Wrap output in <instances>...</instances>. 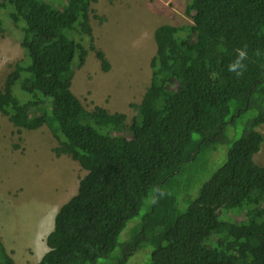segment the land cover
I'll return each instance as SVG.
<instances>
[{
    "label": "trees",
    "instance_id": "trees-1",
    "mask_svg": "<svg viewBox=\"0 0 264 264\" xmlns=\"http://www.w3.org/2000/svg\"><path fill=\"white\" fill-rule=\"evenodd\" d=\"M7 7L25 60L0 89V113L19 129L47 126L60 144L56 156L88 172L56 214L37 264H125L141 235H151L154 247L148 264H264V166L255 162L264 143V0H188L193 25L158 27L151 84L143 103L131 104L137 116L130 124L125 113L88 110L72 90L76 58L82 68L92 51L103 71L111 68L96 47L87 0H68L62 9L46 0H0V10ZM205 38L212 47L199 43ZM244 48L246 69L237 76L228 66ZM17 84L32 98L21 102ZM253 110L224 165L180 211L177 193L163 189L182 175L188 180L177 192L195 195L228 124ZM0 264H16L1 236Z\"/></svg>",
    "mask_w": 264,
    "mask_h": 264
},
{
    "label": "rangeland",
    "instance_id": "rangeland-1",
    "mask_svg": "<svg viewBox=\"0 0 264 264\" xmlns=\"http://www.w3.org/2000/svg\"><path fill=\"white\" fill-rule=\"evenodd\" d=\"M46 1L58 9L64 8L68 2ZM187 5L188 0H87L96 47L106 54L111 65L110 71H103L92 51L82 68L75 59L72 90L88 110L95 106H110L111 113H125L127 123L132 122L137 112L131 104H142L151 84V61L157 53L155 31L163 25H193L187 14ZM10 12L9 7L0 10V18L5 25V32L0 36V89L4 88L13 66L25 60L21 29L11 21ZM82 38L87 46L86 37ZM199 43L203 47L213 46V41L207 38L200 39ZM13 92L21 102L32 98L22 91L19 84ZM257 114L256 110L249 111L235 124H228L226 141L207 155L208 164L204 174L198 177L195 195L177 192L184 186L180 183L188 180L182 175L163 189L164 194L177 193L175 205L180 211L195 200L202 186L224 165L230 148L242 137L247 124ZM261 131L264 133V126ZM59 146L47 126L33 131L19 129L0 113V222L9 228V235H4L2 229L1 232L5 248L16 264H37L48 252L46 236L54 229L56 214L78 194L79 180L88 173L70 157L56 156L53 150ZM255 162L264 166V143L255 156ZM199 168L200 165L193 167V177ZM147 211L148 207L143 208L140 215L129 222L120 237L121 244L134 230L135 223L143 221ZM150 239L151 235H141L138 247L125 264L150 263L154 248ZM120 251L121 248L117 253Z\"/></svg>",
    "mask_w": 264,
    "mask_h": 264
},
{
    "label": "clouds",
    "instance_id": "clouds-1",
    "mask_svg": "<svg viewBox=\"0 0 264 264\" xmlns=\"http://www.w3.org/2000/svg\"><path fill=\"white\" fill-rule=\"evenodd\" d=\"M237 53V58L228 66V69L230 72L235 73L237 76H241L246 69L244 61L248 58L247 49H238Z\"/></svg>",
    "mask_w": 264,
    "mask_h": 264
},
{
    "label": "crops",
    "instance_id": "crops-1",
    "mask_svg": "<svg viewBox=\"0 0 264 264\" xmlns=\"http://www.w3.org/2000/svg\"><path fill=\"white\" fill-rule=\"evenodd\" d=\"M100 105V104H99ZM102 107V106H101ZM103 107L105 108V107H107V109L109 110V111H111L112 109H111V107L110 106H105V105H103ZM114 111H116V110H114ZM80 181V180H79ZM5 221V220H4ZM1 229H2V232H3V234L4 235H9V228L8 227H6V225H5V223L4 222H0V236H1V238H2V240H3V234H2V232H1ZM51 233V232H50ZM49 233V234H50ZM48 234V235H49ZM48 235L46 236V239H47V237H48ZM3 243H4V240H3ZM39 244H41V242L39 243ZM39 244H37V245H39ZM5 245V244H4Z\"/></svg>",
    "mask_w": 264,
    "mask_h": 264
}]
</instances>
